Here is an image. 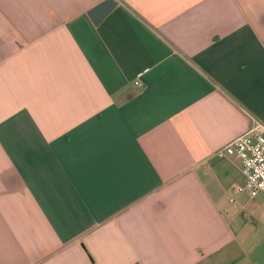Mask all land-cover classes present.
Wrapping results in <instances>:
<instances>
[{
	"label": "crops",
	"instance_id": "1",
	"mask_svg": "<svg viewBox=\"0 0 264 264\" xmlns=\"http://www.w3.org/2000/svg\"><path fill=\"white\" fill-rule=\"evenodd\" d=\"M103 1L0 0V264H264V0Z\"/></svg>",
	"mask_w": 264,
	"mask_h": 264
},
{
	"label": "built area",
	"instance_id": "2",
	"mask_svg": "<svg viewBox=\"0 0 264 264\" xmlns=\"http://www.w3.org/2000/svg\"><path fill=\"white\" fill-rule=\"evenodd\" d=\"M136 84L141 86L140 81ZM249 129L218 149L216 154L236 156L243 163L245 182L234 187L236 193H247L254 198L264 194V121L250 116Z\"/></svg>",
	"mask_w": 264,
	"mask_h": 264
},
{
	"label": "water",
	"instance_id": "3",
	"mask_svg": "<svg viewBox=\"0 0 264 264\" xmlns=\"http://www.w3.org/2000/svg\"><path fill=\"white\" fill-rule=\"evenodd\" d=\"M116 0H105L89 11V16L94 24H100L110 12L117 6Z\"/></svg>",
	"mask_w": 264,
	"mask_h": 264
}]
</instances>
